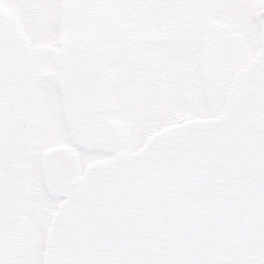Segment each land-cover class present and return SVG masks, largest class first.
Returning <instances> with one entry per match:
<instances>
[{"label":"snow or ice","instance_id":"snow-or-ice-1","mask_svg":"<svg viewBox=\"0 0 264 264\" xmlns=\"http://www.w3.org/2000/svg\"><path fill=\"white\" fill-rule=\"evenodd\" d=\"M0 264H264V0H0Z\"/></svg>","mask_w":264,"mask_h":264}]
</instances>
